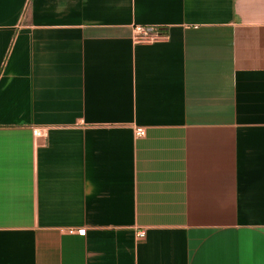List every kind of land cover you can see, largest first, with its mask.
<instances>
[{
	"label": "crops",
	"instance_id": "1",
	"mask_svg": "<svg viewBox=\"0 0 264 264\" xmlns=\"http://www.w3.org/2000/svg\"><path fill=\"white\" fill-rule=\"evenodd\" d=\"M0 264H264V0H0Z\"/></svg>",
	"mask_w": 264,
	"mask_h": 264
},
{
	"label": "built area",
	"instance_id": "2",
	"mask_svg": "<svg viewBox=\"0 0 264 264\" xmlns=\"http://www.w3.org/2000/svg\"><path fill=\"white\" fill-rule=\"evenodd\" d=\"M162 38L161 34L154 27H144V26H136L134 31V40L136 43H145L151 44L159 41ZM138 136H144L145 131L138 130ZM35 136L37 138L46 139L48 137V132L46 130H36ZM80 236H84L86 234V230H79L77 232ZM144 234H140V238H143Z\"/></svg>",
	"mask_w": 264,
	"mask_h": 264
}]
</instances>
